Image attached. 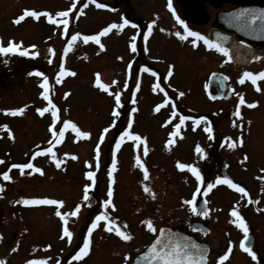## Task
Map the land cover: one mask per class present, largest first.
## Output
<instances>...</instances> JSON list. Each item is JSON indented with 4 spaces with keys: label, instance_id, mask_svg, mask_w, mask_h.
Returning a JSON list of instances; mask_svg holds the SVG:
<instances>
[{
    "label": "rangeland",
    "instance_id": "1",
    "mask_svg": "<svg viewBox=\"0 0 264 264\" xmlns=\"http://www.w3.org/2000/svg\"><path fill=\"white\" fill-rule=\"evenodd\" d=\"M112 1L0 0V39L3 41L2 43L7 46L9 41H14L20 44L21 50L27 49L30 52L38 53L34 57L23 56L20 53L0 54V71L5 74L4 80H7L5 83L8 87L0 95L4 96L2 100L6 101L7 109L12 110V106L16 109L18 105L21 106L25 102L29 106L28 110L27 106L24 110L28 113V125L23 123L26 122L25 114L18 113L19 115L11 114V116L8 112L4 114L8 122L7 126L12 127L13 125L12 129L18 130L25 125L31 128V124L34 122L36 124L34 130L36 140L34 142L38 141L34 148L40 149L39 168L42 172L39 173L38 181L20 178L17 185L18 188L23 187L30 198L36 196L40 199L54 198L63 201V204L55 205V207L39 204V222H35L36 227H31L33 226L32 218L31 214L28 213L32 211H26L23 208V216L19 215L18 220L22 227L25 226L24 234L27 233L29 241L15 242L20 244L18 250L14 248L15 251L3 253L7 256L12 255L11 259L14 258L13 260L19 258L21 264H27V261L34 259L46 260L47 264H57L60 260L63 262L59 264H116L117 261L122 260L114 258V262L110 258V252L112 251L111 253L114 254V250L117 248L116 242H128L125 247L130 251H133L135 246H140L142 242H146L147 238L144 229H142L143 225L140 228L139 220H137V217L143 213V205L146 206L142 198L145 194L139 186L141 182L137 178H132L131 146L128 143L124 144L123 141H121L115 155V170L118 177L116 180L117 201L121 204L124 203V205L119 204L120 208L115 213L114 224L111 226L126 231L132 236V239L125 241L115 231H107V227L101 235L94 231L91 237L86 235V238L91 241L90 255H85L81 260H67L66 263V259L62 257L77 253L75 252L76 248L80 244L83 246V242L78 235L77 215L61 217L56 213L58 211L71 213L76 210V201L80 200L83 195V181L89 182L90 178L87 173L89 171L94 172V168L85 166L91 163L95 164V161L100 158V155L97 156V146H99L103 158L111 156L112 159L113 153L116 152V145L113 147L112 145L116 144L113 140V134H115L117 127V118H120L119 123L121 120H127L131 106L125 107L123 103L120 104L119 109L117 108L119 116L114 115V110L117 112L116 103L113 100L115 93L119 92L122 95L123 102H126L127 97L133 94L138 106L135 114L137 121H140V117H146L143 120L145 123L141 122L138 125L150 129L149 134L145 135L146 138L151 136V133H156L154 129L159 126L153 123V121H157V118H154V112L161 110L155 108V101L160 104L162 100L161 90L160 87L156 88L155 80H151L153 76L149 72L142 71L143 68H153L161 77H166L167 80H162L166 89L176 85L175 89L179 93L185 94L186 90L197 87V95L205 102L204 93L199 85L200 81L207 80L212 71H226L224 73L227 74V65L223 61L227 60L225 53L213 51L207 56L206 49L209 46L205 44L203 39L191 37L197 40L196 45H193L191 38L190 40L181 39L176 35L177 32L184 34V26L172 16L169 8L163 9L161 3L163 0L129 1L137 7H141L139 12L141 20L148 23H152L153 20L156 21L155 25H152V36L147 41L143 37L147 33L144 30L148 29V25H145L143 29L141 27L142 21H140V26L137 24L133 27L128 24L122 29L114 28L107 34L101 35L100 41L104 45L103 48L95 41L84 42L83 37L86 35H98L111 24L123 23L121 14H114ZM154 1L159 8L152 10L150 4L155 8ZM98 4H105L107 7H98ZM69 8H72V11L67 17L69 21L67 30L63 25L51 23L44 15H40L38 18L25 17L18 24L14 22L26 9L41 14L48 12L55 16L56 12L67 11ZM124 8L125 6H120V11ZM216 10L217 7L207 5V13L210 16L208 21L203 19L197 22L184 21L189 29L193 31L199 29L201 32L207 33L205 37L210 40L208 32L213 25H216ZM57 19L59 18L57 17ZM139 28L142 31H139ZM76 33H80V37L72 42L69 48V42ZM133 42L136 45L141 44V46L149 42L150 47L142 48L141 52L138 51L140 48L133 52ZM66 48L69 49L67 52L64 51ZM61 64L69 72H74L75 75L65 74L57 79ZM136 66L140 68L136 69ZM170 68L172 75L168 76ZM37 71L43 72L48 77V95L52 103L59 109L60 119L58 121H53L50 111L43 116L38 113V118H33L35 117L31 108L33 104L39 109L50 108L48 101L42 95L44 91L42 87L43 77L34 74ZM97 77L99 83H97ZM103 85H107V89ZM202 99L201 102H203ZM152 118L154 119L152 120ZM65 120L73 121L81 131H86L90 135L88 137L77 136L69 128L65 130L63 137H54L51 134V125L55 123L56 130L59 131ZM105 128L109 129L107 133L103 131ZM102 135L103 140L101 141ZM161 135V132L156 133V138L161 137ZM18 136L21 137V133ZM26 138L31 144L33 143V133L29 132ZM156 143L151 142V146L157 148ZM19 144L25 151V147L28 145L26 143ZM49 148L52 150L51 152L44 151ZM16 154L18 157L22 155L23 159L26 158L20 149H17ZM53 154H55L56 159L61 161L60 167L56 166ZM104 170L105 172L108 171L106 168ZM105 172L103 173L108 175V172ZM106 182L105 179V185ZM161 187L163 188V186ZM171 187L174 185L168 184L167 189L170 190ZM130 190L137 194L135 199L138 202L136 207L132 206V209L131 205L128 206ZM138 194L142 199H138ZM151 206L154 207V201ZM152 207L151 209H153ZM65 219H67V225L64 223ZM65 226L72 232V237L80 238H78V242H70L71 240L69 241V238L63 235ZM32 229L35 231L31 232ZM100 242H108L109 246L105 247ZM32 244L37 246L33 248ZM54 256L55 258L52 259Z\"/></svg>",
    "mask_w": 264,
    "mask_h": 264
},
{
    "label": "flooded vegetation",
    "instance_id": "2",
    "mask_svg": "<svg viewBox=\"0 0 264 264\" xmlns=\"http://www.w3.org/2000/svg\"><path fill=\"white\" fill-rule=\"evenodd\" d=\"M129 1L113 0L112 8L114 14L119 13L123 20L128 19L131 22L129 26L135 27L137 24L140 26V21H142L141 27L144 29L145 25L152 24L141 20L139 16L141 7L131 4ZM251 1L253 0H171L175 14L168 7L169 0H163L161 3L163 4V9L169 8L173 17L176 18L178 15L185 21L192 20L193 22H197L200 19L204 21L209 20L210 16L207 13V5L217 7L216 12H218L231 9L237 4ZM153 5L155 8L150 4L152 10L159 8L156 5V1L153 2ZM120 6H125V8L120 11ZM216 28L221 29L216 23V25L210 28V32H208L210 41H212L211 34ZM147 30L146 28L144 31L147 32ZM139 31H142V29L139 28ZM196 31L201 33L202 37H205L207 34L203 31L201 32L199 29ZM228 34H230L229 45L235 40V42H240L244 46H250L253 49V55L246 63H239L233 57L238 52L232 50L230 47L228 48L229 52L226 54L227 62L223 60L226 63L225 65H227V74L224 73L226 71H217L227 75V95H225L227 97L212 99L208 94L209 77L215 71L209 74L207 80H201L202 83L201 81L199 83L206 102L197 95V87V90L195 88H187L189 90H186L181 98L179 91L175 89L176 85L166 89L162 81L167 80L166 77H161L153 68L152 72H155L156 75L154 76L152 72H149L153 76L151 80H155L161 90L162 100L160 104H157V101H155L156 106L161 105L159 108L161 111L154 112V118H157V121H153L155 125L159 126L154 131L156 133L161 132V137L156 138V133H151V136L146 138L145 135L149 134L150 129L138 125L141 122L145 123L143 120L146 117H140V121H137L135 114L138 106L136 104L137 101L134 99L135 96L130 94L127 97V101L123 102L122 95H120V104L123 103L125 107L130 105L131 112H129L127 120H121L119 123L120 118H117V127L115 134H113V140L115 143L117 140H120V136L124 132L128 131L141 137L139 143L134 142L128 137L124 138L123 143H128L131 146L130 162L131 171H133L132 178H137L141 182L139 186L142 188L143 194H145L142 198L146 206L143 205V213L141 212L142 214L137 217V220H139L140 228L143 225L142 229H144L147 239L140 246H135L133 251L125 247L128 242H116L115 246L117 248L114 250V254L111 253L112 251L110 252L111 260L114 261V258L122 259L120 262L117 261L116 264H132L137 255L146 251L156 241L160 235V229L165 230L166 233H187L194 238V241L206 244L208 248V264H219V257L224 255L229 248H231V253L223 264H264V171H262L264 170V79L258 80L256 85H253L248 79L244 83H240V78L245 71L254 74L264 71V43L258 45L235 34ZM151 36V33L148 34V39ZM190 38L188 37L189 40ZM0 41L2 40L0 39ZM148 44L149 42L142 44V46L141 44H137L136 49L140 48L138 51L141 52L142 48L146 49L150 47ZM218 52L224 53L220 50ZM212 53L213 50L208 47L206 49L207 56ZM134 59L136 60L135 57ZM138 68L140 67L136 66V69ZM4 75L0 71L1 94L8 88ZM258 88L259 90H257ZM241 96L245 100V104L243 105L239 104ZM3 98L4 96L0 95V260H3L5 264H21L19 258L13 260L14 258L11 259L12 255L7 256L3 253L11 250L15 251L14 248L18 250L20 244H16L15 242L29 241L27 233L24 234L25 226L22 227L18 220L19 215L23 216V208L26 211H32L28 213L31 214L32 218L33 226L31 227H36L35 222H39V204L26 205L22 202L17 203V201L24 199H40L36 196L30 198L24 188H18L17 185L20 178L34 179V182L35 179L38 181L39 173L35 172L34 168H26L21 171L19 168L13 167V165L32 164L34 167L39 168L40 149L34 148L36 143H38V141L34 142L36 140V133L34 131L36 124L32 122L31 128L26 126L28 125V113L24 110L26 106L28 110V104L26 105L25 102L21 106L18 105V108L23 109L19 114L26 115L24 117L26 122H23L26 125L20 127L18 130H13V125L12 127H4L8 123L4 114H7L9 111L6 101L2 100ZM201 99L203 102H201ZM113 100H115V97ZM252 103H255V107L248 106ZM237 107H239L241 113L239 117L235 115ZM14 108L12 106V109ZM31 108L35 115L33 118H38V106L33 104ZM174 110L176 112L175 116L172 115ZM180 116L194 117L196 119L200 116H205L207 117V121L196 123L195 120L189 119L177 130L176 125L179 124ZM208 126L212 128L211 133L205 131V128ZM173 131H177L178 135L173 137L171 135ZM29 132L33 133L32 144L26 138ZM20 133L21 137L18 136ZM23 138L25 139L23 140ZM170 140L173 143L169 144ZM151 142L156 143L157 148H153ZM233 142H235V147H229V144ZM19 143H26L28 145L25 147V151H23L24 148ZM114 143L112 142V144ZM115 145H112V147ZM29 146H31V149ZM197 146L203 149V153L196 151ZM144 147L148 149L146 155L143 152ZM17 149L23 152L26 157L25 159L21 157L22 155L18 157V154H16ZM115 150L116 155L118 149ZM99 155L100 158L95 161V164L91 163L85 166L94 168L95 183L93 184L91 179L89 180L90 183L83 181V195L80 200L76 201V207L77 205L80 206L76 218L79 224L78 235L82 238V242L86 239L88 229L92 226V221L97 215L101 212H107L110 219L113 220L115 213L120 208L119 204L124 205V203L121 204V202L117 201L116 180L118 177L116 176V170L113 172L112 177L103 173L105 172V168L108 170L106 172L112 169L111 156L103 158L100 148ZM137 156L140 157V162L147 168V178L143 174L144 169L139 167L137 163ZM245 156H247L246 160L244 159ZM180 164H191L197 167L203 178L202 182L198 181L189 169H181L179 167ZM4 172H8L11 176L10 180L5 181L3 179ZM223 177H228L233 183L239 184L245 189V193H240L230 185L217 184V178ZM105 179L107 181L106 185L104 183ZM89 184H93L88 190V196L90 194L95 196L96 205L94 206H88L87 201L83 199L84 188ZM168 184H173L174 187H171L169 190L167 189ZM208 184H213L214 187L208 190ZM145 186L149 187L151 193L155 194L154 198L151 193L144 191ZM109 187L113 191L111 197L112 204L106 208L104 201L109 199L107 194ZM197 189H200V191L197 192ZM136 195L134 191L130 190L128 206L131 205V209L132 206L136 207L138 204L135 199ZM193 197H195L197 213H201L207 209V216L193 213L191 211L192 206L185 203V201L191 200ZM142 198L140 195L138 196V199ZM153 201L154 207L151 206ZM233 208L241 214L249 227V239L245 243L256 252L255 259L252 258L250 253L245 252L240 247L244 233L232 223L234 219L231 215ZM132 214L134 215V213ZM149 219L153 221L157 231L153 232L147 228L145 221ZM194 223H201L202 226L193 227ZM105 228L106 222L101 221L93 232L95 231L96 234L101 235V233H104ZM33 231L35 230L32 229L31 232ZM78 238L72 237L70 242H78ZM100 243L101 245L103 243L105 247L109 246L108 242ZM36 246V244H32L33 248ZM81 247L82 244L76 248L75 252H78ZM75 255L76 253L74 255L72 253L62 258H65L67 263V260L73 259ZM54 258L55 256L52 259ZM61 262L63 261L60 260L59 263Z\"/></svg>",
    "mask_w": 264,
    "mask_h": 264
},
{
    "label": "snow or ice",
    "instance_id": "3",
    "mask_svg": "<svg viewBox=\"0 0 264 264\" xmlns=\"http://www.w3.org/2000/svg\"><path fill=\"white\" fill-rule=\"evenodd\" d=\"M93 2H95V0H93ZM97 6L102 7V8L107 7V5H105V4H98ZM73 7H75V5H73ZM168 7L170 9H172L173 13L175 14V10L173 9L171 0H169ZM71 11H72V8H69L67 11H58L55 13V16H53L52 14H50L48 12H44L43 14H41L37 11L26 9L23 11V13L18 18L15 19L14 22L18 24L22 20H24L25 17L31 16V17H37L38 18L40 15H44L45 17H47V19L51 23L63 25L65 30H67V26L69 23L67 17L69 16V12H71ZM248 11L249 10L241 11L237 16V19H239L240 17H243L245 15V12H248ZM57 17L59 19H57ZM259 18L261 20H264V10H261V14H260ZM176 19L179 22V24L184 26V34L183 35L181 34V32L176 33V35L179 36L181 39H188V37H196L199 39H203L205 44H207L210 48H216V49H219L221 52L228 54L229 50L227 48H224L219 42L210 41L206 37H202L201 33L189 29L187 24L185 23V21L183 19H181L178 15L176 16ZM251 19L253 21H255L257 19V15L253 14L251 16ZM130 23L131 22L128 19H125L122 24H111L108 27H106L98 35H86L83 37V40H84V42L95 41L96 44H98L101 48H103L104 45L100 41L101 35L107 34L108 32H110L114 28H121L122 29L125 25H128ZM155 23H156V21L153 20L152 24L148 25L147 33L143 37L145 41H147L148 34H150L152 32V25H154ZM79 37H80V33H76L75 35L72 36L71 41L69 42V48L71 47L72 42L76 41ZM191 43L193 45H196L197 40L193 39L191 41ZM32 47L34 48L35 46H32ZM68 50H69L68 48L64 49L65 52H67ZM132 51L133 52L136 51L135 42L132 43ZM9 53H20L23 56H33V57L38 54L35 51L30 52L27 49L21 50L20 44L14 42V41H9L7 46H5L2 43V41H0V54H9ZM230 58L231 57L229 55V59ZM142 71L152 72V69L145 67L142 69ZM34 74L36 76L43 77L42 87H43L44 91H43L42 95L44 96V99L48 101V104L50 105V108L38 109L40 115L43 116L46 112L50 111L51 116L53 118V121H58L60 119V117L58 115L59 109H57V106L54 103H52V101L48 95V92H49L48 77L45 76V74L43 72H39V71L35 72ZM65 74L75 75L74 72H69L61 64L57 79H59V76H63ZM152 74L154 76L156 75L155 72H152ZM171 75H172V69L170 68L169 72H168V76H171ZM246 79L250 80L253 85H256L258 80L264 79V71H261L257 74L245 71L243 76L240 78V83H244ZM97 83H99L98 77H97ZM113 83H116V82L113 81ZM103 87L105 89H107L108 86L103 85ZM137 87H139V85H137ZM156 88H159V84L156 85ZM257 90H259V88ZM179 95L183 96L184 93L180 92ZM115 103H116V106L118 108L120 106V93L119 92L115 93ZM166 103H167V101H166ZM239 104L240 105L245 104V100L242 96L239 99ZM248 106L249 107H255V103L249 104ZM160 107H161V105H157L156 106L157 110H159ZM173 108H174V106H173ZM8 111L10 112V114L16 115L18 113H21L23 111V109L17 108V109H12V110H8ZM133 111H135V109H133ZM114 115L119 116V112L118 111L115 112ZM172 115L173 116L176 115L175 110L173 111ZM235 115L237 117H239L241 115L239 107H237ZM189 119L195 120L196 123H199L200 121H207V117H205V116H200L198 119H196L194 117L180 116L179 124L176 125V129L178 130L180 128V126L183 125L185 123V121L189 120ZM4 127L7 128V125H4ZM69 128L73 132H75L77 136L88 137L90 135L86 131H81L77 127V125L71 120L63 121V127L60 128L59 131L56 130L55 123H53L51 125V134L54 137L55 136L63 137L65 135V130L69 129ZM108 130H109L108 128H105L103 131L105 133H107ZM205 131L211 133L212 128L210 126H208L205 128ZM171 135L173 137H175L176 135H178V132L173 131ZM125 137H128L129 139H131L137 143H139L141 141V137L139 135H134L130 131L124 132L121 135L120 140L116 141V148L117 149H119V147L121 145V141H123ZM100 139H101V141L103 140V135L100 137ZM57 142H59V141H57ZM168 143L171 144V143H173V141L170 140ZM241 143H242V140H241ZM229 147H235V142L229 144ZM44 151L45 152H51L52 150L49 148V149H45ZM96 151H97V156H98L99 155V146H97ZM147 151H148L147 147H144L143 152L145 155L147 154ZM196 151L198 153H203V149L200 148L199 146H197ZM53 159L56 161V166L60 167L61 161L59 159H56L55 154H53ZM136 159H137V163H138L139 167L144 169L143 174H144L145 178H147V176H148L147 168L145 167V165L142 162H140L139 156H137ZM244 159L246 160L247 156H245ZM13 167L19 168L21 171H23L26 168H29V169L34 168L35 172H37V173L42 172V170L40 168L34 167V165H32V164H19V165H13ZM115 167H116V158H115V153H113L112 169L108 172L109 177H112V174L115 171ZM179 167L181 169H189L191 171V173L194 174L195 178L198 181L202 182L203 178L201 176L200 170L197 167H195L194 165L180 164ZM262 171H264V170H262ZM87 176L92 180V182L94 184L95 183V173L92 171H89L87 173ZM3 179L5 181L11 179V176L8 174V172L3 173ZM216 183L217 184L222 183V184L230 185L232 188L236 189L240 193H245V189L243 187H241L237 183H233V181L231 179H229L228 177L217 178ZM93 184L86 185L84 188L83 199L85 201H87L89 198L88 197V190L93 186ZM213 187H214L213 184L207 185L208 190H211ZM144 191L151 193V189L147 186H145ZM199 191H200V189H197V192H199ZM107 194H108L109 199H106L104 201V205L106 208L112 204L111 197L113 195V191H112L111 187H109ZM151 194L153 195V198H154L155 194L154 193H151ZM20 202H22L26 205H28V204H46V205H61V204H63V201L55 200V199H24L22 201H17V203H20ZM185 203L192 206L191 211L193 213H197L195 197H193V199H191V200L185 201ZM205 203H206V201H205ZM79 210H80V206L77 205L76 210L72 211L71 213H62V212L58 211L56 214L58 216H61V217H67L68 215L74 217L78 214ZM197 214L207 216L208 210L205 209L203 212L197 213ZM231 215L234 217V219L232 220V223L235 224L238 228H240L244 233L243 241H241L240 247L245 252L250 253L252 258L255 259L256 258V252L253 251L251 246H249L248 244L245 243L249 239V235H248L249 234V227H248L245 219L241 216V214L235 208L232 209ZM101 221L106 222L107 231H109V232L115 231L117 233V235L120 236L125 241L132 239V236L129 233H127L126 231H122L120 228H114L111 226L114 224V221L112 219H110L107 212H101L92 221V226L88 229L89 237H91L93 230L99 226ZM64 223H65V225H67V219H65ZM145 223H146L147 228L149 230H151L153 232L157 231L152 220L149 219V220L145 221ZM159 232H160V235L157 237L156 241L149 247L148 251L143 254V258L147 259L148 264H206L207 251L204 249V247L202 245L192 241L190 238H185L183 240H180V239H174L171 234H168L166 236L165 230H163V229H160ZM63 235L65 237H68L69 241H70L73 234L71 231H69L68 227L65 226L63 229ZM90 243H91L90 239H88V238L84 239L83 246L79 249V251L73 257V259L74 260H81L83 256L87 255L89 253V250H90ZM230 253H231V248H229L228 251L224 255H221L219 257V264H223V262L228 259V256ZM0 264H5V262L3 260H0ZM27 264H47V261L34 259V260L27 261ZM57 264H59V262H57Z\"/></svg>",
    "mask_w": 264,
    "mask_h": 264
},
{
    "label": "water",
    "instance_id": "4",
    "mask_svg": "<svg viewBox=\"0 0 264 264\" xmlns=\"http://www.w3.org/2000/svg\"><path fill=\"white\" fill-rule=\"evenodd\" d=\"M243 10H249L245 12L243 17L237 19L238 14ZM261 10H264V0H253L244 4H237L231 9L218 11L216 14V22L221 29H214L212 32V38L214 41L219 42L223 47L227 45L230 40V34H235L247 41H250L254 44L264 43V20L259 18ZM253 14L257 15V19L253 21L251 16ZM208 94L212 99L219 97H227V76L223 73L213 72L210 74L209 83H208ZM87 200L88 206L96 205V198L94 195H89ZM202 226L201 223H194L193 227ZM204 231V230H203ZM171 234L174 239L183 240L185 238H190L194 241V238L189 236L187 233H166ZM196 242V241H194ZM204 247L207 251V245L202 242H196ZM149 249V248H148ZM148 249L145 251L147 252ZM138 255L133 264H148L147 259L143 258V254ZM206 264L207 260H206Z\"/></svg>",
    "mask_w": 264,
    "mask_h": 264
},
{
    "label": "bare ground",
    "instance_id": "5",
    "mask_svg": "<svg viewBox=\"0 0 264 264\" xmlns=\"http://www.w3.org/2000/svg\"><path fill=\"white\" fill-rule=\"evenodd\" d=\"M230 48L238 52L237 54L233 55V57L239 63H246L253 55V49L251 47L244 46V44L237 41L235 42V40Z\"/></svg>",
    "mask_w": 264,
    "mask_h": 264
}]
</instances>
